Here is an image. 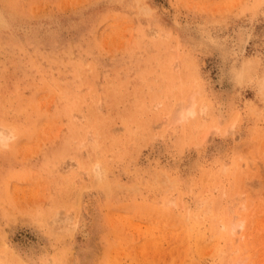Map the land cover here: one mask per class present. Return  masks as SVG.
Returning <instances> with one entry per match:
<instances>
[{"label":"rangeland","instance_id":"374dc122","mask_svg":"<svg viewBox=\"0 0 264 264\" xmlns=\"http://www.w3.org/2000/svg\"><path fill=\"white\" fill-rule=\"evenodd\" d=\"M4 126L0 264H264V0H0Z\"/></svg>","mask_w":264,"mask_h":264},{"label":"bare ground","instance_id":"6f19581e","mask_svg":"<svg viewBox=\"0 0 264 264\" xmlns=\"http://www.w3.org/2000/svg\"><path fill=\"white\" fill-rule=\"evenodd\" d=\"M195 104L192 102L190 105H186L183 107L184 109L181 112V118H189L195 115ZM184 119V120H185ZM14 127V126H13ZM10 127V126H4L0 127V146L3 148L9 147L10 142L16 137V131L15 127ZM67 153V152H66ZM243 222V221H242ZM238 233V232H236Z\"/></svg>","mask_w":264,"mask_h":264}]
</instances>
